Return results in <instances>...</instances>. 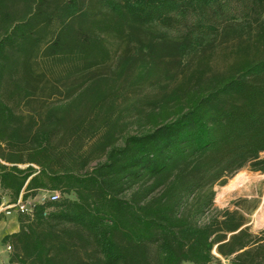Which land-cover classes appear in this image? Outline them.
Returning a JSON list of instances; mask_svg holds the SVG:
<instances>
[{
	"label": "trees",
	"instance_id": "16d2710c",
	"mask_svg": "<svg viewBox=\"0 0 264 264\" xmlns=\"http://www.w3.org/2000/svg\"><path fill=\"white\" fill-rule=\"evenodd\" d=\"M263 18L264 0H0V208L60 194L19 213L7 264H264V229L215 207L241 170L264 173V47L225 74L118 105L134 69L132 84H148L156 59L222 30L260 25L261 39ZM107 35L128 46L114 80L93 74Z\"/></svg>",
	"mask_w": 264,
	"mask_h": 264
},
{
	"label": "rangeland",
	"instance_id": "374dc122",
	"mask_svg": "<svg viewBox=\"0 0 264 264\" xmlns=\"http://www.w3.org/2000/svg\"><path fill=\"white\" fill-rule=\"evenodd\" d=\"M243 20H245L243 15L235 13L234 19L231 21L233 23L235 21L236 23H241ZM262 24H264V20ZM234 25L229 30L238 29V26L236 24ZM260 27V25L254 26L251 30L246 28L244 32H240L239 34H233L228 31L229 35H226L222 30L221 36L217 38L210 33L211 38L209 44L198 48L196 52L182 59L178 57L174 58L170 55H164L160 57V60L156 59L155 72L148 81V84H132L137 77L135 74L139 71L138 69H134L120 81L119 89L121 97L118 100V105L120 107L125 105V98H128V94H131L132 96L130 97L134 99L143 98L145 95L150 97L154 96L155 92H150L152 90L150 86L154 84L158 85L162 83V85L166 86V91L174 90L190 85L192 83L190 81L194 77L225 74L237 62L261 55V47H264V37L257 39V33L262 31ZM104 43L109 48L111 53L110 58L104 64H101L93 70L94 77L103 76L113 80L118 79V63L124 51L128 48L127 43L122 41L120 36L112 37L110 35L104 37ZM42 68H45V66H42ZM167 83L169 84L167 85ZM61 100L62 97L60 96L54 97L51 99V103H56ZM34 107H39V105H35ZM130 123L125 130L127 134H136L142 128L135 120H131ZM95 164L92 165L94 166ZM240 172V174H237L242 178V183L230 194L224 195L219 202L215 201V207L219 210L228 209L238 211L246 217L248 222L247 226L250 227L251 232L257 235L264 229V220L262 225H258L259 210L264 208V173L254 172L250 167H246ZM219 191L220 187H217L216 192L218 193ZM46 195L45 197H47ZM70 197L74 198V195H70ZM11 251H9L10 254L12 253ZM214 254L217 255L216 251H214ZM7 257L8 254L4 246L0 244V259L6 261ZM220 259L223 263L227 262L222 258Z\"/></svg>",
	"mask_w": 264,
	"mask_h": 264
},
{
	"label": "crops",
	"instance_id": "0c3cea01",
	"mask_svg": "<svg viewBox=\"0 0 264 264\" xmlns=\"http://www.w3.org/2000/svg\"><path fill=\"white\" fill-rule=\"evenodd\" d=\"M44 196H45V192H41L36 198H30V199L23 201V202H25V203L31 202L35 206L36 204L42 203V199ZM19 200H21V198ZM10 201H11V199L8 196H5L3 199V203H2L1 207L4 208L6 206L16 204V203L11 204ZM0 216L4 217L0 221V244H2L4 246V248L8 254L6 261L0 259V261H1L0 264H7L9 259H10L11 254L9 253V250H8L9 244H4L3 239L8 235H12V234L19 232V230H20V226H19V222H18L19 213H17L16 211H13L12 214L9 216H6L4 213H0Z\"/></svg>",
	"mask_w": 264,
	"mask_h": 264
},
{
	"label": "built area",
	"instance_id": "2783aa9c",
	"mask_svg": "<svg viewBox=\"0 0 264 264\" xmlns=\"http://www.w3.org/2000/svg\"><path fill=\"white\" fill-rule=\"evenodd\" d=\"M47 194V197H43L42 202L44 200L49 199L53 202L58 201L60 198V194L57 192H45ZM34 204L31 202H23L22 200H19L15 205L6 206L4 208H0V213H4L6 216H9L12 214L13 211H16L20 214H26V215H32L33 213ZM8 250L11 251L12 247L9 245Z\"/></svg>",
	"mask_w": 264,
	"mask_h": 264
},
{
	"label": "bare ground",
	"instance_id": "6f19581e",
	"mask_svg": "<svg viewBox=\"0 0 264 264\" xmlns=\"http://www.w3.org/2000/svg\"><path fill=\"white\" fill-rule=\"evenodd\" d=\"M242 183V178L238 175L236 176L234 179H232L225 187H221L220 191L217 193L216 195V202H219L222 197L224 195H228L230 194L235 188L238 187V185H240ZM263 213H264V208H262L261 210H259V214H258V225H262L263 224ZM264 226V225H263Z\"/></svg>",
	"mask_w": 264,
	"mask_h": 264
}]
</instances>
